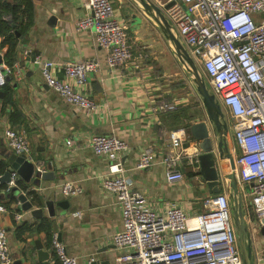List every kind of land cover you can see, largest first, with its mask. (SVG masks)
I'll return each instance as SVG.
<instances>
[{
	"label": "crops",
	"instance_id": "1",
	"mask_svg": "<svg viewBox=\"0 0 264 264\" xmlns=\"http://www.w3.org/2000/svg\"><path fill=\"white\" fill-rule=\"evenodd\" d=\"M29 1L30 22L26 14L22 25L28 26L18 34L21 42L11 66L5 62L0 47V72L5 80L0 86V164L6 172L9 158L14 155L3 139L4 131L10 128L25 134L30 145L27 161L34 167L28 181L15 172L18 187L8 193L4 188L0 190V205L6 208L2 226L7 232L10 264H61L50 247L52 233L58 234L66 253L75 257L77 264H114L117 251L111 238L122 229L120 207L115 197L101 188L109 161L96 156L89 141L94 135H109L127 143L128 150L121 157L124 177L131 188L143 193L151 208L163 212L173 205L190 214L201 212L203 199L217 193L207 187L199 165L184 157L180 161L183 181L169 184L161 163L166 148L162 140L170 130L180 132L186 152H203L190 133L192 124L208 121L193 86L191 70L195 65L171 27L158 23L151 5L159 8L166 19L162 0H111L115 15L127 22L134 49V57L115 68L106 65V52L97 46L94 35L75 28L76 21L88 13L85 0ZM2 41L0 35V45ZM36 57L54 62L58 78L63 76L62 65L67 61L91 59L98 63L99 69L85 89L96 109H77L53 92L32 64ZM172 102L177 105L172 113L152 111L155 105ZM226 118V135L220 127L213 140L215 145L222 140L232 155V120ZM66 140L73 145L67 146ZM146 145L155 149L154 161L147 169H136ZM222 152L217 155L223 177L218 188L231 195L225 178V147ZM64 182L79 186L82 192L62 196L59 187ZM19 195H24L29 206L24 208ZM16 215L21 216L19 221ZM244 220L250 235L245 216ZM40 251L48 252L49 257L39 261Z\"/></svg>",
	"mask_w": 264,
	"mask_h": 264
},
{
	"label": "built area",
	"instance_id": "2",
	"mask_svg": "<svg viewBox=\"0 0 264 264\" xmlns=\"http://www.w3.org/2000/svg\"><path fill=\"white\" fill-rule=\"evenodd\" d=\"M162 2L163 6L172 3L164 12L169 26L195 67L199 65L204 70L224 117L232 120L233 140L239 148L235 163L241 209L248 220L253 264H264V0ZM84 7L88 13L76 21L75 28L94 35L97 46L106 52V65L115 68L131 60L134 49L127 22L115 15L111 0H85ZM32 64L40 70L45 84L67 104L88 112L96 109L85 89L91 75L98 71V63L91 59L67 61L62 65L61 78L56 76L54 62L48 59L36 57ZM4 83L0 72V86ZM176 109L175 102L152 107V111L162 114ZM3 139L9 151L28 159L30 145L22 131L8 128ZM65 143L69 147L73 145L70 140ZM162 144L166 147L161 156L165 180L169 184L180 183L184 178L180 161L188 157L198 166L200 153L186 152V144L177 130L165 133ZM89 146L96 156L109 161L101 188L112 194L120 207L122 229L111 238L117 251L114 264H242L226 191L205 197L204 209L197 214L173 205L158 212L124 177L121 157L128 145L123 139L94 135ZM154 150L152 145L143 147L136 169H147L153 163ZM218 180L220 185L223 177ZM16 184L17 174L13 172L4 191L10 192ZM246 185L250 187L248 195ZM59 189L64 197L82 192L70 182L62 183ZM245 196L249 199L248 208ZM4 213L6 208L0 205V264H10L7 232L2 226ZM15 218L19 221L21 216ZM51 247L61 264H77V259L66 253L57 233H52Z\"/></svg>",
	"mask_w": 264,
	"mask_h": 264
},
{
	"label": "water",
	"instance_id": "3",
	"mask_svg": "<svg viewBox=\"0 0 264 264\" xmlns=\"http://www.w3.org/2000/svg\"><path fill=\"white\" fill-rule=\"evenodd\" d=\"M148 3V1H146ZM151 5V3H149ZM172 3H169L164 6V9H167L171 6ZM157 13V21L161 26L165 28H169L166 19L164 18L161 10L157 8L155 5H151ZM193 73V81L196 84V90L199 93L202 102L204 104V108L208 117V121H202L190 126V133L191 137L199 141V147L203 151L198 155V162H199V170L202 179L206 182L207 187L213 193H219V180L221 178V172L219 171L217 165V155H223L224 147H225V156H226V180L228 181L229 187L232 189L231 195L238 201V208L234 210L231 206V210L233 211L234 215V223L236 225V235L238 240V245L241 252L242 264H253V255H252V248H251V241L249 237V233L247 231L244 215L241 209V194L239 190L238 180L234 170V162L232 155L226 151V144L221 140L216 145L214 143V138L217 136V132L219 131L220 127L223 128V135L225 136L227 133V123L224 119L223 112L221 107L217 103L214 98V95L209 92L208 88L205 86L202 79H200L199 75L197 74L195 67L192 68ZM210 125V126H209ZM209 127V128H208ZM212 134V135H211ZM225 139V138H224ZM217 151V152H216ZM10 166L7 171L0 177V183L8 182L10 179V175L13 172H16L22 179L28 181L30 176L33 173L34 167L32 163L27 161L24 156H16L13 155L9 158ZM19 200L23 203L24 208L29 206V203L26 202V198L24 195L18 196ZM231 204V203H230ZM38 248H41L38 245ZM42 253H44L42 257ZM38 260L43 261L45 257H49L48 252L39 253ZM49 264V263H44ZM92 264H96L93 262Z\"/></svg>",
	"mask_w": 264,
	"mask_h": 264
},
{
	"label": "trees",
	"instance_id": "4",
	"mask_svg": "<svg viewBox=\"0 0 264 264\" xmlns=\"http://www.w3.org/2000/svg\"><path fill=\"white\" fill-rule=\"evenodd\" d=\"M32 4L29 0H0V35L3 36L0 47L4 51V60L11 66L16 58L20 40L19 36L27 29L28 25H22L24 17L28 16V21L31 18ZM4 16H10V19L4 20ZM19 34V36H18ZM5 173V168L0 164V175ZM17 184L16 187H18ZM5 187V184H0V190ZM252 219L255 218L253 210H250ZM47 223V222H46ZM51 244V239H50ZM51 247V246H50Z\"/></svg>",
	"mask_w": 264,
	"mask_h": 264
},
{
	"label": "rangeland",
	"instance_id": "5",
	"mask_svg": "<svg viewBox=\"0 0 264 264\" xmlns=\"http://www.w3.org/2000/svg\"><path fill=\"white\" fill-rule=\"evenodd\" d=\"M195 70H196L197 74L199 75L200 79L203 80V82H204L205 86L208 88L209 92H211V91H210V88H209V85H208V83H207V77H206V74H205L204 70H203V69L201 68V66H199V65H196ZM193 86L196 88V84H195V82H194ZM221 110L224 111L222 108H221ZM224 119L226 120L227 118L224 117ZM234 146H235V147L232 148V150H233L232 158H233V162H234V170H235V174H236V177H237V180H238V172H237V166H236V163H235V159L237 158V156H238V154H239V148L237 147V145L235 144V142H234ZM249 192H250V187H249V185H246V186H245V194L248 195ZM246 197H247V196H245V199H246ZM245 199H244V200H245ZM246 202H247V208H248V206H249V199H248V198L246 199ZM230 203H231L232 208H233L234 210H237V208H238V201H237V199L234 197L233 194H232V196L230 197ZM241 208H242V206H241ZM249 210H250V208H249ZM258 245H259V243H258ZM257 247H258V246H257Z\"/></svg>",
	"mask_w": 264,
	"mask_h": 264
}]
</instances>
